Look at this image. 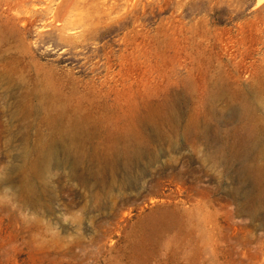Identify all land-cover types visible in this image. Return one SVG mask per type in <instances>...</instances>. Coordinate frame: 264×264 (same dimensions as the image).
Returning <instances> with one entry per match:
<instances>
[{
	"label": "rangeland",
	"instance_id": "rangeland-1",
	"mask_svg": "<svg viewBox=\"0 0 264 264\" xmlns=\"http://www.w3.org/2000/svg\"><path fill=\"white\" fill-rule=\"evenodd\" d=\"M259 180L264 0H0V264H264Z\"/></svg>",
	"mask_w": 264,
	"mask_h": 264
},
{
	"label": "bare ground",
	"instance_id": "bare-ground-1",
	"mask_svg": "<svg viewBox=\"0 0 264 264\" xmlns=\"http://www.w3.org/2000/svg\"><path fill=\"white\" fill-rule=\"evenodd\" d=\"M241 108H242V110H244L246 112L247 115H250L249 103H247V102L243 103ZM248 126H249L248 128H250V129H248L249 132H250L249 134L251 135V137L254 140L253 142L254 143L258 142V139H259V136H260L259 135V130L256 129V127L254 126V123L252 122V120L250 121V124ZM76 139H77L76 130L72 129V130L69 131V133H67V136H64V137H61V138H54L51 141H49L45 145L40 159L34 165H32V168H31L32 174H35L36 176L41 175V169L47 163L45 158L48 155L53 156L55 151L57 149H59L60 147L62 148L63 151L70 152V153L76 155V158H79L81 156V152L79 151L78 148L76 149V147H75L74 143H75ZM134 142L135 141H128V142L125 143V146L131 145ZM250 173L252 175H254V176L261 177V174H260L259 170L250 171ZM257 183H258L257 200L259 201L258 205H259V207H264V187H263L264 183H262L261 180H259V182H257Z\"/></svg>",
	"mask_w": 264,
	"mask_h": 264
}]
</instances>
